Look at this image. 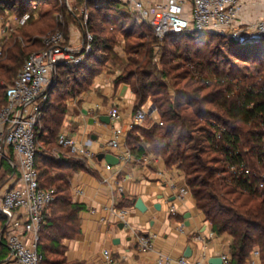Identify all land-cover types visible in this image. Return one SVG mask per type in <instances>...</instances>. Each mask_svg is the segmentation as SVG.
Here are the masks:
<instances>
[{"label": "trees", "instance_id": "obj_1", "mask_svg": "<svg viewBox=\"0 0 264 264\" xmlns=\"http://www.w3.org/2000/svg\"><path fill=\"white\" fill-rule=\"evenodd\" d=\"M42 2L48 4L49 0H0V11L14 10L18 18H22L32 3ZM79 2L84 7L83 0ZM118 6L117 3H106L102 8L95 9L88 4L86 8L90 17L93 14L101 17L104 12L123 17ZM34 9H38V6L35 5ZM77 15L75 11L71 12L62 6L53 11L46 10L39 14L40 19L36 22H33L34 16L31 15L30 28L21 35L11 36L0 60V110L7 100L6 88L15 82L27 58L44 48L42 37L56 31L68 36L71 29L79 24ZM208 36L192 33L170 36L164 41L184 37L202 40ZM226 43L230 45L226 52L222 49L198 51L196 57H188L190 50L184 58L174 57L175 53L171 52L170 57L177 59V63H171L164 76L174 83L173 91L166 83L147 81V74L139 70L142 68L140 63H136L139 68L129 72L128 77L137 78L136 83L131 85L137 97L135 111L147 104L151 97L163 123H155L149 129L142 130L144 141L169 166L178 165L185 173L197 206L213 225L214 232L232 237V264H246L255 247L260 249L264 264V194L249 191L240 182L231 179L226 168V157L215 148L212 127L214 121L228 129L240 142L241 159L253 169L264 172V40L240 43L230 38ZM31 46L33 50L29 51ZM252 63L257 65L253 72L249 67ZM221 66L223 69H220ZM224 66L229 69H224ZM87 67L89 65L84 63L74 70H85ZM240 67L246 71L238 73ZM51 95L52 92L38 127L39 144L51 143L50 139L59 132L65 113L63 103L57 106L50 103ZM246 148L251 150L249 154H243ZM52 161L60 172L51 173L48 169H42L39 171L40 180L45 178L46 184H50L45 186H51L56 191L55 203L64 205L63 220L69 224L68 230L73 232L75 212L81 206L68 199L71 174L64 171L62 166L69 164L82 169L85 162L73 157ZM45 226L46 223L40 244ZM42 255L45 264V255Z\"/></svg>", "mask_w": 264, "mask_h": 264}, {"label": "crops", "instance_id": "obj_2", "mask_svg": "<svg viewBox=\"0 0 264 264\" xmlns=\"http://www.w3.org/2000/svg\"><path fill=\"white\" fill-rule=\"evenodd\" d=\"M261 7L264 8V0H249L244 10L245 17L250 21L263 17L264 12L258 10ZM3 25L15 28L12 20L0 22V30ZM118 76L100 69L86 88L76 84L74 93L62 101L65 113L58 135L65 133L78 145L90 148L96 153V159L85 163L82 169L69 164L62 166L71 174L68 199L81 209L75 212L73 232L68 230L69 224L63 220L64 205L61 202L48 209L39 246V252L45 255V264H59L60 260L63 264H109L105 259L106 252L112 255L115 264H158V253L180 258L184 257L188 247L192 249V256L188 258L191 263L210 264L211 259L231 253L232 237L214 232L213 225L199 210L191 189L182 200L177 198L179 190L188 187L185 173L178 165L169 166L144 141L142 130L149 129L159 116L149 113L148 120L153 121L151 125L147 120L142 126L130 130L137 97L129 82L118 81ZM150 106V103L145 104L146 108ZM113 107H118L121 112L119 120L110 118ZM106 117L110 118L109 122ZM120 128L123 130L121 148L118 151L110 149L108 143L114 138L115 130ZM58 135L55 142L60 149ZM103 152L115 156L128 153L131 160L127 156L119 165L107 170V162L97 158ZM50 158L57 161L49 156L44 161H37L39 171H59ZM19 178L20 173L13 170L10 162L0 159V206L5 193L18 184ZM45 180H40L41 185L50 188L45 186L50 185ZM120 184L123 192L118 190ZM139 198L147 207L145 212L136 208ZM172 202L177 205V216L170 215ZM158 204L160 209L156 208ZM122 210L127 211L125 221L120 218ZM121 224H124L123 229ZM5 225L6 220L0 213V264H16L2 237ZM133 231L144 236L155 235L154 251L141 252ZM212 232L215 233L213 237L210 236ZM198 235L204 241L197 240ZM115 240L119 242L114 243Z\"/></svg>", "mask_w": 264, "mask_h": 264}, {"label": "built area", "instance_id": "obj_3", "mask_svg": "<svg viewBox=\"0 0 264 264\" xmlns=\"http://www.w3.org/2000/svg\"><path fill=\"white\" fill-rule=\"evenodd\" d=\"M248 2L249 0H83L82 14L84 23H87L88 4L100 9L106 3H117L124 5L137 21L150 27L160 41L170 36L192 33L227 35L240 43L264 40V16L256 21L246 18L244 10ZM68 7L71 12L74 11L69 1ZM29 17L27 14L24 15L17 21L18 25H24ZM0 22L3 23L1 15ZM79 25L84 28L82 23ZM13 33L14 28L2 26L0 60L3 58L6 42ZM93 39L88 30H84L80 36L75 35L73 28L68 36L61 31L43 36L44 48L27 58L15 82L6 88L7 100L0 110V159H7L13 170L20 173V178L18 184L3 196L0 213L6 220L2 237L11 259L16 264H43L44 256L39 252L41 234L46 223V213L57 199L54 189H46L41 185L38 156L45 153L57 161L73 157L85 163H91L96 159V153L90 148L78 145L65 133L58 135L57 143L61 151L54 153L43 149L38 139V127L44 115V106L49 100L51 85L55 83L56 77L61 75L63 69H75L86 62L93 50ZM151 108L152 105L149 108L144 105L134 112L130 130L142 126L148 120ZM153 113L159 116L156 107ZM109 115L113 120H119L122 116L118 107H113ZM156 123L163 124L160 118ZM212 127L215 148L226 157V168L231 179L240 182L249 191L264 194V172L253 169L248 162L241 159L240 142L228 129L214 121ZM122 136L123 130L116 129L108 147L120 150ZM62 150L67 153H62ZM250 152L251 150L246 148L243 154ZM117 157L120 160L125 157L131 160L128 153ZM105 167L107 170L113 168L107 163ZM189 189V186L181 188L177 198L182 200L189 193ZM118 190L124 191L121 184ZM169 212L171 216L178 215V208L174 202L170 205ZM126 215L127 211L122 210L120 213L122 221H125ZM214 234L212 232L210 236L213 237ZM133 237L141 252L154 251L155 235L144 236L133 231ZM196 238L204 241L201 235ZM221 258L223 264H232L230 252L224 253ZM105 259L109 264H115L114 258L108 252L105 253ZM157 263L201 264L191 263L185 257L173 258L162 253L157 254ZM249 264H263L258 247L252 250Z\"/></svg>", "mask_w": 264, "mask_h": 264}, {"label": "rangeland", "instance_id": "obj_4", "mask_svg": "<svg viewBox=\"0 0 264 264\" xmlns=\"http://www.w3.org/2000/svg\"><path fill=\"white\" fill-rule=\"evenodd\" d=\"M68 1L72 9L78 14L79 22L84 26V28H82V26L79 25L80 23L75 25L73 27L75 35L81 36L84 30H88L94 38L92 42L93 50L88 56V61L85 63V65H89L85 70L75 71L76 69H66V71H62L60 77H56L54 89L50 91L52 92L50 103H53L55 106L63 103L62 101L64 99L74 93L76 84H79L82 89L86 88L94 74L93 70L95 73L100 69L106 70L109 73L119 75L118 80L120 81H128L130 85L135 84L137 78H129L128 74L139 68V66H136V63L141 64L142 68L139 70L142 72L144 71V73L147 74V81L155 82L157 84L166 83L170 86L171 91H173L172 87L174 83L164 76V74L170 69L171 63H177V59L173 60L171 58V52L175 53L174 57L181 56L184 58V56H188L187 52L190 50L191 54L188 57H196L195 54L198 51L206 52L211 49H222L226 52L230 47V45L226 43L230 37L222 34H211L209 35L210 37L208 36V38L202 40H192L184 37L179 39L172 38L168 41H160L156 38L150 27L137 21V19L128 13L127 8L122 4H119L118 10L124 14L123 17L116 14L115 16L109 12H104L101 17L95 14L90 17L89 13L87 23H84V16L82 14L83 5L80 4L79 0H49L48 4L44 2L40 4L32 3V6L28 7L27 15H33V22H36L40 19L39 14L46 10L53 11L61 6L70 10L68 7ZM35 5L38 6V9H34ZM258 10L264 12V8L262 7ZM0 13L3 17V23L11 22V20L13 21V24L15 25L14 36L21 35L25 29L30 28V19H28V22L24 25H18L17 21L21 18H18L19 16L16 11H0ZM117 49H120V51ZM31 50H33L32 46L29 51ZM163 52H165V56L163 55ZM237 63L241 62L238 61ZM237 65L241 66V64ZM249 67L251 72L254 70L256 71L257 69V65L253 63L250 64ZM220 69H223V67L221 66ZM224 69L228 70L229 68L224 66ZM72 70H74V72H71ZM245 71V68L240 67L238 73L241 74ZM147 103L154 106L151 97H149ZM152 122L153 121L149 119L148 125H151ZM57 134L51 137V143L49 145L40 143V146L44 147L49 153L61 151L55 142ZM62 153L67 152L62 150ZM45 159L46 156H44V153L38 156V162L42 160L44 161ZM59 264H63V261L60 260Z\"/></svg>", "mask_w": 264, "mask_h": 264}, {"label": "water", "instance_id": "obj_5", "mask_svg": "<svg viewBox=\"0 0 264 264\" xmlns=\"http://www.w3.org/2000/svg\"><path fill=\"white\" fill-rule=\"evenodd\" d=\"M55 83H53L51 85V88L50 90L53 89ZM155 106H152L151 110H150V114H152L153 110H154ZM105 120L107 122L110 121V118L109 117H106ZM97 158L99 160H105L107 162V164L111 165V166H117L120 164L121 160L115 156L114 154L112 153H106V152H103V153H100L97 155ZM136 208L140 209L141 211L145 212L147 210V207L146 205L144 204L143 200L141 198L137 199L136 200ZM156 208L157 209H160L161 208V205H156ZM187 218L189 217V215L186 216ZM120 228L123 229L124 228V224H121L120 225ZM119 241L118 240H115L114 243H118ZM192 256V249L190 247H188L184 253V257L185 258H190ZM210 264H223V259L221 257H218V258H213L209 261Z\"/></svg>", "mask_w": 264, "mask_h": 264}]
</instances>
